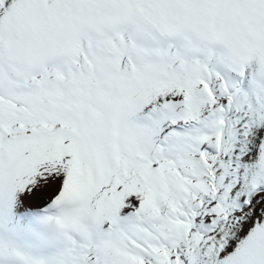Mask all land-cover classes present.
Here are the masks:
<instances>
[{"label": "snow or ice", "instance_id": "6c2138e0", "mask_svg": "<svg viewBox=\"0 0 264 264\" xmlns=\"http://www.w3.org/2000/svg\"><path fill=\"white\" fill-rule=\"evenodd\" d=\"M0 264H264V0H0Z\"/></svg>", "mask_w": 264, "mask_h": 264}]
</instances>
